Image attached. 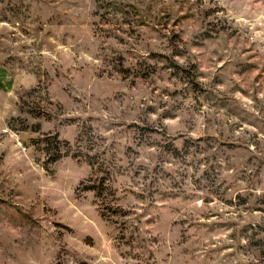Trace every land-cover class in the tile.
Instances as JSON below:
<instances>
[{
	"label": "rangeland",
	"instance_id": "obj_1",
	"mask_svg": "<svg viewBox=\"0 0 264 264\" xmlns=\"http://www.w3.org/2000/svg\"><path fill=\"white\" fill-rule=\"evenodd\" d=\"M0 264H264V0H0Z\"/></svg>",
	"mask_w": 264,
	"mask_h": 264
},
{
	"label": "trees",
	"instance_id": "obj_2",
	"mask_svg": "<svg viewBox=\"0 0 264 264\" xmlns=\"http://www.w3.org/2000/svg\"><path fill=\"white\" fill-rule=\"evenodd\" d=\"M38 147L45 150L48 154V158L45 160V164L48 166L49 164H53L58 161L62 157V149L63 147L60 144L59 139L51 140V139H37L34 142ZM103 179L101 180L100 186H97L95 183L93 185H88L87 189L95 190V194L101 195L103 192ZM115 212H119L122 210L121 207L114 208Z\"/></svg>",
	"mask_w": 264,
	"mask_h": 264
}]
</instances>
